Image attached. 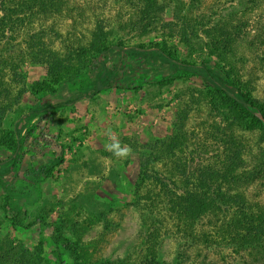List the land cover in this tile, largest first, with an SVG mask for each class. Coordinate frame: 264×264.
Masks as SVG:
<instances>
[{
    "label": "rangeland",
    "instance_id": "obj_1",
    "mask_svg": "<svg viewBox=\"0 0 264 264\" xmlns=\"http://www.w3.org/2000/svg\"><path fill=\"white\" fill-rule=\"evenodd\" d=\"M156 2L153 18L139 0H63L61 14L44 22L43 44L34 40L18 66L25 93L0 117L3 263L25 254L56 264L58 230L75 248L66 264H264L261 250L221 240L223 219L185 229L168 204L200 175L229 188L249 173L233 192L264 209V174L254 170L264 118L255 111L262 129L249 124L214 87L233 92L231 81L264 112V0ZM98 41L119 48L80 52ZM204 64L214 82L187 70ZM109 129L130 157L106 149ZM40 166L50 173H31ZM227 166L235 171L224 177Z\"/></svg>",
    "mask_w": 264,
    "mask_h": 264
},
{
    "label": "trees",
    "instance_id": "obj_2",
    "mask_svg": "<svg viewBox=\"0 0 264 264\" xmlns=\"http://www.w3.org/2000/svg\"><path fill=\"white\" fill-rule=\"evenodd\" d=\"M144 5V10L149 12L154 11L153 18L157 12L156 0H139ZM63 0H0V117L6 115L12 110L13 105L20 96L25 93L24 77L19 67L25 59L32 53L33 42L36 40L38 43L43 44V37L45 35L44 22L50 17L58 16L61 14ZM66 7V6H63ZM38 26L37 28H35ZM224 34L228 35L226 31ZM23 37V48L16 50L15 44L18 37ZM226 42L230 39L225 35L220 36ZM213 42H216V37H211ZM218 43V41H217ZM112 48H119V46H106L105 42L92 43L85 50L80 52L93 51V54L101 56L109 52ZM74 52L76 49H73ZM139 47H133L130 54L139 53ZM157 55H162V51L156 50ZM169 63L176 65L178 61L169 59ZM188 71L193 72L203 79L215 81L217 76L214 74L210 67L205 64L200 67L190 66ZM222 72V71H221ZM117 76L113 72L110 78ZM226 78V77H225ZM227 79V78H226ZM229 79H227V82ZM230 85L235 91L225 89L223 84L214 83L215 89L222 93V95L231 101L238 112L241 113L249 124L262 129V123L256 117L255 111L258 112L264 118L263 109L256 103H254L250 97L246 94H242L238 91V88L234 87L233 83L229 81ZM100 87L97 86L96 90ZM65 103H60L54 107H61ZM43 135H41L42 137ZM44 139V136L42 137ZM262 142L264 141L263 137ZM40 141V139H38ZM39 147V145H36ZM20 145H15L14 155L12 157V163L15 164L17 160V152L20 150ZM263 154V156H261ZM237 155V153H236ZM235 155V156H236ZM238 156H236L237 158ZM239 159V158H238ZM254 170L258 171L262 176L264 174V150L259 151L258 156L255 158ZM261 167V169H259ZM260 170V171H259ZM222 170H220L221 172ZM235 171L234 167L227 166L223 176H229V172ZM2 172L0 169V186L5 187L2 180ZM31 172V171H30ZM32 174L47 175L50 170L44 166L33 169ZM249 174V173H247ZM237 175L234 181H227L225 185L229 184L231 187L217 183V179H212L210 176L200 175L199 180L195 183V186L189 184L191 189H186L183 193L175 195L174 199L170 200V210H174V214L179 217L178 221L182 226L187 229L194 223H198L202 218L209 219L221 218L224 220V224L221 223L219 229L221 240H225L227 244L235 246L236 248H254L255 250H261L259 260L264 261V209L257 207L250 203L249 200L243 195L242 190L233 192V185L240 187L245 185L249 181V176ZM232 182V183H231ZM224 190L222 192L221 190ZM230 192V193H229ZM6 201L8 211L14 213L13 207L10 203L11 193L6 190ZM255 207V208H254ZM10 214V215H12ZM17 213L10 217L11 221L18 225ZM229 217V218H227ZM53 245L55 250L53 251L56 264H66L64 259L65 252H68L69 256H75V248L73 244L65 238L58 230L53 237ZM219 239V237H218ZM57 245V246H56ZM1 248V247H0ZM8 258V257H7ZM0 260V264H6ZM10 260V261H9ZM40 259H38L39 261ZM7 264H36L38 261H34L29 256L21 254L18 257H12L7 259ZM81 264V263H78ZM99 264H121V263H109L101 262Z\"/></svg>",
    "mask_w": 264,
    "mask_h": 264
},
{
    "label": "clouds",
    "instance_id": "obj_3",
    "mask_svg": "<svg viewBox=\"0 0 264 264\" xmlns=\"http://www.w3.org/2000/svg\"><path fill=\"white\" fill-rule=\"evenodd\" d=\"M108 143L106 149L118 160H124L131 156L132 149L129 145H122L116 134L109 129L107 131Z\"/></svg>",
    "mask_w": 264,
    "mask_h": 264
}]
</instances>
